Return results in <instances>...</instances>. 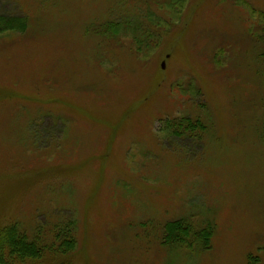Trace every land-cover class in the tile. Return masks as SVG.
I'll use <instances>...</instances> for the list:
<instances>
[{
  "label": "rangeland",
  "instance_id": "rangeland-1",
  "mask_svg": "<svg viewBox=\"0 0 264 264\" xmlns=\"http://www.w3.org/2000/svg\"><path fill=\"white\" fill-rule=\"evenodd\" d=\"M159 1L0 0L29 21L0 36V227L79 213L71 256L27 264H264V0ZM132 8L150 36L101 32ZM50 114L62 132L35 143ZM184 115L201 140L169 138Z\"/></svg>",
  "mask_w": 264,
  "mask_h": 264
},
{
  "label": "trees",
  "instance_id": "trees-1",
  "mask_svg": "<svg viewBox=\"0 0 264 264\" xmlns=\"http://www.w3.org/2000/svg\"><path fill=\"white\" fill-rule=\"evenodd\" d=\"M119 2V6L123 4L121 7H126L127 2L130 4L129 0H119ZM168 2L169 0L159 1L156 5H168ZM172 2L170 0V3ZM142 4L144 5V3ZM131 10L127 14L124 13L116 17L115 20L110 19L105 24L104 31L101 32L104 35H111V37L115 36V33L120 34V31L126 34L134 33L136 39L141 41L144 33L150 36L152 32L149 25L152 26V23L149 22L148 18L145 19L143 11L142 13H135L133 8ZM28 28L29 21L27 17L0 14V36L10 31L26 32ZM262 32L263 39L264 28ZM47 116L41 118L42 121ZM56 118L57 120L52 115L47 117L49 121L45 123L48 126L45 130L37 123L38 119L32 121L31 132L35 143L48 145L50 141L57 139L59 136L58 131L55 133L54 130L58 126L64 125L63 120L66 118L61 116ZM165 130L168 132L169 138L201 140L203 133L207 130V125L200 116H175L165 121ZM60 132L62 131L58 133ZM186 153H189V151L187 150ZM78 216L79 213L75 210L50 211L45 215L46 218L44 217L46 222L37 225L32 233L23 227V224L19 221H13L0 227V264H27L42 260L47 256H71L78 249L79 244ZM187 221L181 218L166 223L165 245L177 244L181 247L183 244L188 243V235L192 234V228L188 226L190 224ZM211 232V228L205 227L202 228V231H194L193 235L197 237V240L208 243Z\"/></svg>",
  "mask_w": 264,
  "mask_h": 264
},
{
  "label": "water",
  "instance_id": "water-1",
  "mask_svg": "<svg viewBox=\"0 0 264 264\" xmlns=\"http://www.w3.org/2000/svg\"><path fill=\"white\" fill-rule=\"evenodd\" d=\"M164 65H165V64L163 63V67H164Z\"/></svg>",
  "mask_w": 264,
  "mask_h": 264
}]
</instances>
